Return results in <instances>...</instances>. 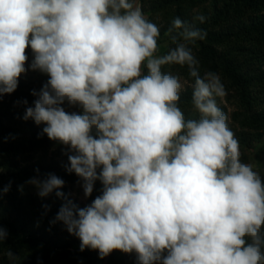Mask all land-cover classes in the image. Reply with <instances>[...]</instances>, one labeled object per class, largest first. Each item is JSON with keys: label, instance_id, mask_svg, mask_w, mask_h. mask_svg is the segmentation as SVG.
<instances>
[{"label": "clouds", "instance_id": "1", "mask_svg": "<svg viewBox=\"0 0 264 264\" xmlns=\"http://www.w3.org/2000/svg\"><path fill=\"white\" fill-rule=\"evenodd\" d=\"M175 30L186 43L157 55L160 29L139 0H0V96L16 90L30 48L28 68L48 79L23 119L66 149L85 199L97 180L102 189L81 208L55 174L26 183L64 199L52 223L100 259L119 250L137 264H264V181L240 159L219 75H201L188 46L207 33L179 17ZM166 65L187 67L195 116Z\"/></svg>", "mask_w": 264, "mask_h": 264}, {"label": "trees", "instance_id": "2", "mask_svg": "<svg viewBox=\"0 0 264 264\" xmlns=\"http://www.w3.org/2000/svg\"><path fill=\"white\" fill-rule=\"evenodd\" d=\"M208 1L210 0H139L146 18L159 26L157 52L159 47L164 48L160 55L167 53L177 43H186L179 35L180 30L168 33L172 21L177 17L185 21L182 17H186V10L191 11L192 7ZM213 7L210 17L202 23L190 25L206 32L205 39L189 43L188 46L198 62L201 75L209 71L219 75L227 92V101L231 100V92H236L235 96L239 98L234 103L237 111L232 113L231 118L234 124L240 125L242 131L234 135L239 146L249 147L251 142L264 138V99H260L264 95V69L261 70L260 66L253 67L255 63H264V0H215ZM173 35L176 36L175 42L171 39ZM259 54L262 56L258 57ZM177 69L191 80L186 66H164V71L172 74ZM25 87L18 80L13 93L0 96V111L21 106L19 103L29 98L28 102L33 100L30 92L25 91L29 95L22 94V88ZM255 92L258 94H254ZM184 95L187 97L184 100L181 97L179 104L186 102V99L191 104V91ZM222 110L225 111L224 108ZM10 125L14 124L5 123L0 118V227L8 232V238L0 242V251H6L4 257H0V264H103L106 257L100 259L96 250L85 248L84 251H71L66 246H50L49 240H40L37 236L24 237L26 225L20 226L12 212L25 213L22 201L26 193V181L36 176L43 179L48 174H55L64 182L78 181L79 178L74 173L67 172L66 149L42 134L44 126L25 138L11 133ZM228 126L235 132L232 125ZM261 145L259 151L264 156V142ZM49 151L53 152V156L46 159ZM56 158H61L62 162L56 161ZM9 183L11 187L4 193L2 189ZM101 189L102 185L97 180L93 192L87 198L89 204L101 194ZM60 191L69 199L66 187L62 186ZM53 196L61 207L64 199L57 198L54 192ZM77 207L82 208L81 205ZM49 216L44 218L48 221ZM9 250L16 257V262L10 263L5 259ZM105 264H137L136 254L113 250Z\"/></svg>", "mask_w": 264, "mask_h": 264}, {"label": "rangeland", "instance_id": "3", "mask_svg": "<svg viewBox=\"0 0 264 264\" xmlns=\"http://www.w3.org/2000/svg\"><path fill=\"white\" fill-rule=\"evenodd\" d=\"M215 0H210L207 3H202V5L194 6L191 8V11L186 10V17H182V19H185V23H188L189 25H194V23L200 22L199 20H196L195 17L198 15H202L205 17H210V15L213 12V5ZM204 19V20H205ZM164 48L159 47L157 55H160L163 52ZM25 54L27 55L28 59L25 62V73L21 74L18 77V80H20L26 87L22 88V94L26 95V92H32V90L39 91V89L47 82L48 76L44 73H41L40 71H33L28 68L29 64L32 60V52L30 48L25 49ZM262 54H259L258 57H261ZM260 69H264V63H255V67H259ZM172 74V73H171ZM174 75H177L181 79V83L184 84L185 80H188V77L183 75L179 69L176 70V72L173 73ZM190 82V81H189ZM24 90V91H23ZM26 91V92H25ZM191 91L190 83L184 84V87L181 91L180 98L183 97V100L185 97L184 94ZM258 94V92H255L254 94ZM236 92H231V100L227 101V95L223 99V103H221L218 99V103L220 104L221 108L225 109V112L228 116L227 123L229 125H232L233 129L236 133H240L242 129L240 128V125L234 124L232 121V113L237 111V108L235 107L234 103L238 102V97L235 96ZM29 95V94H27ZM184 95V96H183ZM33 100L28 102L30 98L27 101V104L19 103L21 106H16L15 108L9 109V111H0V118L4 120V122H8L10 125L11 133H17L16 135L23 136L25 138H29L31 133L35 131L36 129L40 128V126L44 125H36L31 119L24 120L23 115L26 107L32 106V103L35 99L34 96ZM260 99H264V95L260 96ZM259 102V100H258ZM186 103L187 105H185ZM182 104H179L181 110L184 112L186 117H193L196 114L192 111L191 104H188L189 101L186 99V102ZM65 110L72 112L76 111L79 113V109L76 107H68L66 104L64 105ZM241 111V110H240ZM244 130H247L244 128ZM264 142V138H261L258 142H251L249 147H240V159L244 163H248L252 166L253 170L258 172L261 177L264 178V156L260 153L259 148L262 146L261 144ZM57 149V147H54ZM243 155V157H242ZM51 156H53V152L49 151V153L46 155V159H49ZM40 156H38L39 158ZM246 157L244 160L243 158ZM56 161L62 162L61 158H56ZM64 187H66L68 192V198L72 202L76 203L77 205H81L82 207L86 206L88 203L87 199L83 196V189L80 186V181H74V182H64ZM25 190L26 193L24 195V200L22 201V207L25 209L24 214H20L18 212H12V215L16 217V221H19L20 226H25V238H28L29 236H37L40 240H49V245L53 246L56 245L57 247H64L66 246L67 249L73 251L78 250L80 251L79 245L80 241L77 237L74 235H71L67 232L65 227L62 223L56 222L52 223L54 220V217L56 216L60 205L55 201L53 193L49 194L46 197H40L37 194V190L27 183H25ZM51 214V217L49 216ZM49 216V220L47 221L44 217ZM43 217V218H42ZM39 235V236H38ZM88 249V248H87ZM6 252V251H4ZM4 252L0 251V257H4ZM5 259L9 261L10 263H13L14 261H11L7 255H5ZM108 258V255L106 256L103 264H105L106 260ZM17 260L15 259V262Z\"/></svg>", "mask_w": 264, "mask_h": 264}]
</instances>
